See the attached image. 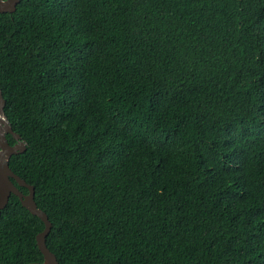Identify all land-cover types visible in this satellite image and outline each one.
<instances>
[{
    "label": "trees",
    "instance_id": "16d2710c",
    "mask_svg": "<svg viewBox=\"0 0 264 264\" xmlns=\"http://www.w3.org/2000/svg\"><path fill=\"white\" fill-rule=\"evenodd\" d=\"M0 90L61 264H264V0H21ZM43 227L11 194L0 264Z\"/></svg>",
    "mask_w": 264,
    "mask_h": 264
},
{
    "label": "water",
    "instance_id": "95a60500",
    "mask_svg": "<svg viewBox=\"0 0 264 264\" xmlns=\"http://www.w3.org/2000/svg\"><path fill=\"white\" fill-rule=\"evenodd\" d=\"M21 0H0V14H12ZM5 99L0 90V212L8 203L9 196L14 194L18 197L21 205L32 215L37 216L43 222V229L36 234V245L42 254L43 261L30 262L28 264H61L46 244V236L49 234L52 223L47 214L37 206L34 195V186L27 183L23 178L14 173L9 165L12 155L21 153L26 149V142L20 134L13 131L4 111ZM6 134H10L15 140L9 144ZM18 186L26 187L28 191L23 193Z\"/></svg>",
    "mask_w": 264,
    "mask_h": 264
}]
</instances>
